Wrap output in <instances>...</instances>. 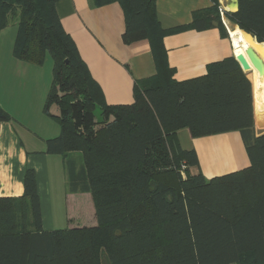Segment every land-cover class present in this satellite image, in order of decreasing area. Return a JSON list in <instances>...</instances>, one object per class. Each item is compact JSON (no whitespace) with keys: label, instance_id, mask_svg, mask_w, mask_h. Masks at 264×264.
I'll return each mask as SVG.
<instances>
[{"label":"trees","instance_id":"1","mask_svg":"<svg viewBox=\"0 0 264 264\" xmlns=\"http://www.w3.org/2000/svg\"><path fill=\"white\" fill-rule=\"evenodd\" d=\"M212 1L194 14L195 29L221 24L219 3ZM56 2L0 0V32L15 21L13 52L20 60L40 64L51 55L43 111L49 115L57 106L61 133L46 141V150L81 152L84 164L78 174L71 172L70 185L79 176L80 190L91 193L97 225L42 230L35 171L27 168L23 195L0 197V264H239L244 255L264 264V133L253 136L252 84L235 57L175 80L161 43L164 31L155 25L154 0H93L96 6L121 5L122 42L148 39L157 70L150 80L135 82L132 103L108 105L92 91ZM237 3L227 18L264 43V0ZM8 119L0 107V122ZM182 128L193 137L239 131L249 166L209 180L190 173L198 156L181 148L175 134Z\"/></svg>","mask_w":264,"mask_h":264},{"label":"crops","instance_id":"2","mask_svg":"<svg viewBox=\"0 0 264 264\" xmlns=\"http://www.w3.org/2000/svg\"><path fill=\"white\" fill-rule=\"evenodd\" d=\"M217 1L226 11L237 9ZM213 4L212 0H154L155 25L164 31L161 43L173 79L202 75L209 63L233 56L228 25L238 26L226 14L223 18L219 14L221 24L212 21L203 29L193 27L194 14ZM55 9L87 68L92 91L108 105L132 103L135 82L150 80L157 70L148 39L122 42L125 17L121 5L57 0ZM13 43L7 48L0 46V107L9 116L0 122V197L22 196L23 176L31 168L35 171L42 230L94 227L97 220L91 193L80 190L79 176L74 177L79 180L76 186L70 185L71 172L76 175L82 167L81 152L55 154L46 150V141L61 133L55 118L57 106H50L49 115L43 111L53 64L44 69V60L40 64L20 60L14 55ZM248 71L254 114L251 129L256 137L264 133V73ZM181 132L188 137L187 145L181 140ZM175 135L181 148L197 153L198 166L191 173L199 171L207 180L249 166L239 131L193 137L182 128Z\"/></svg>","mask_w":264,"mask_h":264},{"label":"rangeland","instance_id":"3","mask_svg":"<svg viewBox=\"0 0 264 264\" xmlns=\"http://www.w3.org/2000/svg\"><path fill=\"white\" fill-rule=\"evenodd\" d=\"M244 32L247 33L246 31H244ZM0 35H1L0 46L3 48L9 47V46H11V44L13 42H15V39L17 36V26H16L15 21L13 19L6 28L1 30ZM13 46H14V43H13ZM52 64H53V59H52L51 55L49 53H46L45 59H44V69H50ZM94 114H95V119L97 121H101V114H100V110L98 108H96L94 110ZM180 135H181V140H182L183 144L187 145L188 144V137L185 138L186 135H184V132H181ZM76 151H79V150H76ZM82 160H83V158H82ZM102 160L104 161L105 159L102 158ZM83 164H84V162H82V166H83ZM194 170H195L194 167L189 168L190 173L193 172ZM101 262H102V264H109L106 260H102ZM239 264H258V263H256L250 255H244V256H242Z\"/></svg>","mask_w":264,"mask_h":264},{"label":"water","instance_id":"4","mask_svg":"<svg viewBox=\"0 0 264 264\" xmlns=\"http://www.w3.org/2000/svg\"><path fill=\"white\" fill-rule=\"evenodd\" d=\"M224 2L231 3V7H237V0H222ZM256 41L255 45H250L244 49V54L239 53L235 57L236 61L239 63L243 71L248 75L249 71L244 70V66L247 64L246 58L252 64V66L259 72V74L264 73V49L260 48L259 45H263V43L257 42L255 37L249 34Z\"/></svg>","mask_w":264,"mask_h":264},{"label":"bare ground","instance_id":"5","mask_svg":"<svg viewBox=\"0 0 264 264\" xmlns=\"http://www.w3.org/2000/svg\"><path fill=\"white\" fill-rule=\"evenodd\" d=\"M228 32L230 34L231 42L234 49V54L243 53L244 49L250 45H255L256 41L252 39L248 34L241 31L239 28L228 25ZM260 48L264 49V46L259 45ZM247 64L244 66V70H253L254 74H258L259 72L252 66L249 60L246 58Z\"/></svg>","mask_w":264,"mask_h":264},{"label":"built area","instance_id":"6","mask_svg":"<svg viewBox=\"0 0 264 264\" xmlns=\"http://www.w3.org/2000/svg\"><path fill=\"white\" fill-rule=\"evenodd\" d=\"M218 11H219V14L220 16L223 18V15L225 14L226 10L224 7L222 6H218ZM228 36L230 37V34L228 32ZM231 39V38H230ZM233 56H236V54H234L233 52ZM185 168H186V165L184 162L181 163V167H180V174L181 176L184 178L185 177Z\"/></svg>","mask_w":264,"mask_h":264}]
</instances>
